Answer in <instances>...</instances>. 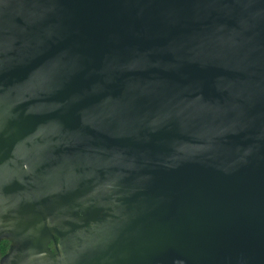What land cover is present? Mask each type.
<instances>
[{"label":"water","instance_id":"1","mask_svg":"<svg viewBox=\"0 0 264 264\" xmlns=\"http://www.w3.org/2000/svg\"><path fill=\"white\" fill-rule=\"evenodd\" d=\"M3 241L264 264V0H0Z\"/></svg>","mask_w":264,"mask_h":264},{"label":"trees","instance_id":"2","mask_svg":"<svg viewBox=\"0 0 264 264\" xmlns=\"http://www.w3.org/2000/svg\"><path fill=\"white\" fill-rule=\"evenodd\" d=\"M9 246H10V243L7 242V241H3V242L0 243V247H2V249L4 251L3 252L4 254H6L8 252ZM52 247L55 248V244L54 243L52 244Z\"/></svg>","mask_w":264,"mask_h":264},{"label":"rangeland","instance_id":"3","mask_svg":"<svg viewBox=\"0 0 264 264\" xmlns=\"http://www.w3.org/2000/svg\"><path fill=\"white\" fill-rule=\"evenodd\" d=\"M3 252L4 251H3L2 247H0V259L3 257V255H5Z\"/></svg>","mask_w":264,"mask_h":264},{"label":"flooded vegetation","instance_id":"4","mask_svg":"<svg viewBox=\"0 0 264 264\" xmlns=\"http://www.w3.org/2000/svg\"><path fill=\"white\" fill-rule=\"evenodd\" d=\"M4 256V255H3ZM1 260V259H0Z\"/></svg>","mask_w":264,"mask_h":264}]
</instances>
